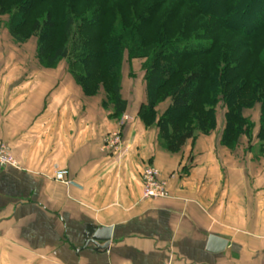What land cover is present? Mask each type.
Masks as SVG:
<instances>
[{"label": "crops", "instance_id": "obj_1", "mask_svg": "<svg viewBox=\"0 0 264 264\" xmlns=\"http://www.w3.org/2000/svg\"><path fill=\"white\" fill-rule=\"evenodd\" d=\"M139 100L120 127L64 63L0 58V140L15 159L0 166V264H264L261 142L242 135L228 149L221 123L171 153ZM118 128L125 148L105 151ZM148 164L168 180L167 197L142 196ZM210 234L227 240L223 251H206Z\"/></svg>", "mask_w": 264, "mask_h": 264}, {"label": "trees", "instance_id": "obj_2", "mask_svg": "<svg viewBox=\"0 0 264 264\" xmlns=\"http://www.w3.org/2000/svg\"><path fill=\"white\" fill-rule=\"evenodd\" d=\"M44 1L17 0L10 7L7 30L12 38L22 42L25 36L20 35L19 30L28 23L30 31L38 32L36 57L39 63L44 67H55L61 60H66L69 72L88 94L93 92L87 90L89 85L85 82L94 78L99 68L106 77H112L115 116L127 105L120 93L123 55L126 52L128 59H143L145 99L140 105L139 117L145 124H150L156 106L169 98L168 109L157 121L158 125L163 124L160 145L167 151L178 152L197 130L206 132L205 128L213 127L219 97L226 109L220 142L233 148L241 135L249 134L252 124H246L243 107L261 99L263 113L258 136L264 146L261 71L258 77L252 75L254 66L264 72V4L261 1L211 0L210 7L202 6L197 0L173 1L157 19V33L147 43L142 35L143 28L151 24L163 0H150L142 8H137L142 4L140 0L114 3L111 0H85L79 12H73L69 6L67 13L56 11L55 5L50 4L43 14L41 12L29 21L31 12ZM181 1L193 5L199 15L192 11L186 13L178 21L176 35H172L168 23L180 8ZM124 5L131 10V24L121 13ZM0 12H4L1 7ZM191 19L196 23L187 24ZM59 29L65 40L48 53L50 39ZM222 30L235 32L244 41L223 40L220 38ZM101 36L104 37L102 42L99 41ZM247 43L250 51L245 49ZM207 56L211 62L203 64V58ZM185 62L189 63L184 66ZM181 65L184 67L182 74L179 72ZM244 96L247 97L245 103ZM197 108L199 110L194 111ZM174 109L180 110L175 117L170 116ZM184 120L186 122L180 128H174L175 123ZM169 122L173 123L172 129L168 128Z\"/></svg>", "mask_w": 264, "mask_h": 264}, {"label": "rangeland", "instance_id": "obj_3", "mask_svg": "<svg viewBox=\"0 0 264 264\" xmlns=\"http://www.w3.org/2000/svg\"><path fill=\"white\" fill-rule=\"evenodd\" d=\"M16 1L17 0H0V7L4 11V12H0V48L2 49V53H0V58L6 56V57H11V58L12 57L13 58L14 57L23 58V59H27L29 61L31 59H33V60H36V62L39 65H41L39 63L37 57H36V47H37L38 38H39L38 32L30 31L29 24L27 23V25H25L23 28H21L19 30L20 35L25 36L24 40L20 43L15 41V39H13L12 36L8 33L7 21H8L9 16H8L7 11L10 9V7ZM65 1L67 3H64V2L59 3V1H56V0H45L42 4H40L37 8H35L31 12V14L28 17L29 18L28 20L30 21L33 17H37V15L41 12L43 14L44 11L50 6V4L55 5L56 11H60V12L62 11L63 13L68 12L69 6H71V8H73V12H79L81 10V8L83 9V6H84L83 2L85 0H76V1L75 0H65ZM111 1L113 3L119 2L118 0H111ZM140 1L142 2V4H141V6H137V8H139V7L142 8L143 4H146V2H148L150 0H140ZM173 1H176V0H163L162 3L158 6V9L156 10L151 24H149L147 27L143 28L142 35L146 38V43L149 42V39L153 38L155 33H157V30L159 28L158 25H155L157 22V19L161 18L160 15L162 14V12H166L167 8H169V5ZM197 1L199 3H201L202 6L204 5V6L210 7L212 5L211 0H197ZM258 1H261V3L264 4V0H258ZM70 3H72V5H70ZM130 11L131 10L128 9L127 6H125V5L121 8V13H123V15L126 16L125 21H127L131 24L132 20H133L132 19L133 16H132V13H129ZM189 11L194 12L195 15L196 14L199 15L197 12V9L193 5H190L188 3H184L181 1L180 8L178 9L177 13L173 16V18L168 23V29H170V33L172 35L174 33H175L174 35H176V33H177V30L179 27L178 21L180 20V18L183 17ZM203 18H204V21H206L205 17H203ZM198 19H199V17H198ZM111 20H113V17L109 21H111ZM191 21H192V19L188 20L187 24L192 25L193 22H195V21H193V22H191ZM222 33H223V35H221L222 37H220V38H222L223 40H225L227 38H229V39L232 38V40H234V42L237 40L239 42L244 41L235 32L222 30ZM25 34H27V35H25ZM50 40L51 41L48 45L49 47H48V51H47L48 53L55 46H57L60 42L64 41L65 38L63 37L61 30L59 29L57 31V33H53ZM103 40H104V37L101 36L99 41L102 42ZM247 45H248V47L246 46L245 49L249 50L250 46L248 43H247ZM239 51H238V53H239ZM214 53H216V50L212 52V54H214ZM208 58H209L208 56L203 58V61H202V62H204L203 64H205V63L209 64L211 62V61L207 60ZM143 61L144 60L141 58L128 59L126 52L123 55L122 65H121V81H120L121 89H120V93H121L122 98L127 101V105H126L125 109H128V106H130L132 104L135 105V103L139 102L140 101L139 99H142V97H143V99H145V90H144V84H143L144 71L142 70ZM200 61L201 60H198V63H201ZM61 63H64L67 66V70L69 72L68 62L66 60H61L56 66H58ZM188 63L189 62H185L184 66L187 65ZM42 67H44V66H42ZM55 67H44V68H55ZM179 68H180V65H179ZM260 71H261V74L259 73V77H260L259 83H260V87L263 88L264 87V72H262V70L260 68L254 66L253 70H252V75L253 76L257 75V77H258V72H260ZM96 72H97V74H96V76H94V78L92 77V79H90L88 82H85L87 85H89L87 90L88 91L92 90V92H93L92 94H88L87 92H85L82 89V87L75 81L74 78H73V80L79 86L81 93L85 98L92 100V101H94V100L99 101V103L101 105V109H114V105L112 104V92H111L113 78L112 77H106L104 75V73L101 72L100 68ZM179 72H180V74H182L184 72V67L182 65H181V69H179ZM70 75L72 76L71 73H70ZM94 84H95V86H94ZM251 89L252 88H250V91H251ZM243 98H244L243 102L245 103L247 100V97L244 96ZM143 102H144V100L142 101V103ZM142 103H140V105ZM140 105H139V108H140ZM169 105H170L169 98L164 100L160 104H158L155 108V115H154L153 121L150 124L149 123L145 124L147 127H151V126L157 127L159 144L161 141V135H160L161 128L160 127L163 124L158 125L157 121H158L159 117L163 114V112L166 109H168ZM198 110L199 109L197 108L194 111H198ZM214 111H215L216 119H215V123H214L213 127L210 129L205 128L206 132H204L202 130H197L195 132V136L192 139H195L196 136L200 135V134L209 135L211 132H212V134H214V131L217 130V128L218 129L221 128V123H223L222 129H221V131H223L224 123H225L224 114H225L226 109H225V106L223 105V102H222L220 97L218 98L217 105H216ZM171 112L172 113H170V116L175 117V115L180 113V110L174 109ZM262 113H263V107H262L261 99L253 102L249 106L246 105L245 107H243V116L246 119V124H248V125L252 124V128H251V131L249 132V134H243L246 136L247 139H252L253 137L256 138L257 140L260 139V137L258 136V134H259L258 132L260 129V124L262 123V118H261ZM125 114H127V113H125ZM122 115H124V113ZM129 118H130V116H129ZM128 120L129 119H127V121ZM188 120H189V118H188ZM185 122H186V120L175 123L174 128H176V129L180 128ZM172 124L173 123L169 122L168 128L172 129ZM239 138L237 140V144L239 142ZM221 145L225 146L222 143H221ZM235 146L233 148H229L227 146H225V147H227L228 149H234ZM161 147H162V145H161ZM148 165L154 166L153 164H148ZM154 167H156V166H154Z\"/></svg>", "mask_w": 264, "mask_h": 264}, {"label": "built area", "instance_id": "obj_4", "mask_svg": "<svg viewBox=\"0 0 264 264\" xmlns=\"http://www.w3.org/2000/svg\"><path fill=\"white\" fill-rule=\"evenodd\" d=\"M129 119V115L124 114L119 120L120 127ZM105 151H110L114 154L121 153L125 145L121 136V129L108 131L103 138L101 145ZM15 159L8 145L0 140V166L14 165ZM67 171L59 169L55 171V177L61 181H66ZM142 181V196L144 198L158 199L168 196V180L162 178L158 168L146 165L141 172Z\"/></svg>", "mask_w": 264, "mask_h": 264}, {"label": "water", "instance_id": "obj_5", "mask_svg": "<svg viewBox=\"0 0 264 264\" xmlns=\"http://www.w3.org/2000/svg\"><path fill=\"white\" fill-rule=\"evenodd\" d=\"M109 230H107V234H106V240L109 239ZM227 245V240L214 235V234H210L207 238V242H206V251L210 252V253H219L221 251H223L225 249Z\"/></svg>", "mask_w": 264, "mask_h": 264}]
</instances>
